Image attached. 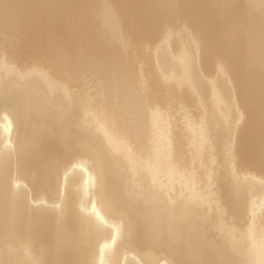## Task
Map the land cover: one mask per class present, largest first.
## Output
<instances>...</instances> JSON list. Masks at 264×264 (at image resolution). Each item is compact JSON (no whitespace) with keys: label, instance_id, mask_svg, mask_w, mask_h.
<instances>
[{"label":"bare ground","instance_id":"6f19581e","mask_svg":"<svg viewBox=\"0 0 264 264\" xmlns=\"http://www.w3.org/2000/svg\"><path fill=\"white\" fill-rule=\"evenodd\" d=\"M0 264H264V0H0Z\"/></svg>","mask_w":264,"mask_h":264}]
</instances>
